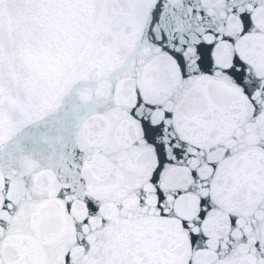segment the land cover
Masks as SVG:
<instances>
[{
  "label": "snow or ice",
  "instance_id": "6c2138e0",
  "mask_svg": "<svg viewBox=\"0 0 264 264\" xmlns=\"http://www.w3.org/2000/svg\"><path fill=\"white\" fill-rule=\"evenodd\" d=\"M0 264H264V0H0Z\"/></svg>",
  "mask_w": 264,
  "mask_h": 264
}]
</instances>
